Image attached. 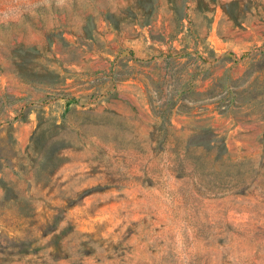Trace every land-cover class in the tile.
I'll use <instances>...</instances> for the list:
<instances>
[{
  "label": "rangeland",
  "instance_id": "obj_1",
  "mask_svg": "<svg viewBox=\"0 0 264 264\" xmlns=\"http://www.w3.org/2000/svg\"><path fill=\"white\" fill-rule=\"evenodd\" d=\"M0 264H264V0H0Z\"/></svg>",
  "mask_w": 264,
  "mask_h": 264
},
{
  "label": "clouds",
  "instance_id": "obj_2",
  "mask_svg": "<svg viewBox=\"0 0 264 264\" xmlns=\"http://www.w3.org/2000/svg\"><path fill=\"white\" fill-rule=\"evenodd\" d=\"M29 3L32 2V0H28ZM43 2V3H47L49 6H50V3H51V0H36V7H39L40 6V3ZM59 2H63V0H59ZM4 11H9L10 15H9V19H12V13H15V12H19L20 15L23 14V9H4Z\"/></svg>",
  "mask_w": 264,
  "mask_h": 264
}]
</instances>
